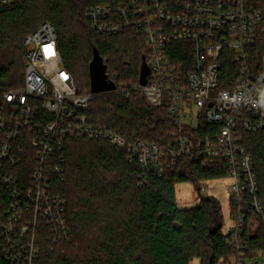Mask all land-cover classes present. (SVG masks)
<instances>
[{
    "label": "built area",
    "instance_id": "2783aa9c",
    "mask_svg": "<svg viewBox=\"0 0 264 264\" xmlns=\"http://www.w3.org/2000/svg\"><path fill=\"white\" fill-rule=\"evenodd\" d=\"M84 19L102 38L129 28L144 37L147 84L115 76L113 92L140 93L151 107L166 106L180 130L162 146L128 143L122 132L92 124L86 111L97 95L78 88L63 64L56 28L43 23L23 43V86H0V262L41 264V245L54 249L72 240L68 202L56 186L65 180V143L78 138L127 147L129 161L142 168L141 185L173 173L193 154L206 166L225 163L235 264H264V254L245 241L248 227L264 223V209L253 158L239 136L264 129V58L260 65L252 59L264 40V0H129L89 9ZM227 63L235 66L234 80L224 75ZM222 77L228 88L218 90ZM202 118L221 129L196 147L183 130L198 131ZM205 183L197 185L204 190Z\"/></svg>",
    "mask_w": 264,
    "mask_h": 264
},
{
    "label": "trees",
    "instance_id": "16d2710c",
    "mask_svg": "<svg viewBox=\"0 0 264 264\" xmlns=\"http://www.w3.org/2000/svg\"><path fill=\"white\" fill-rule=\"evenodd\" d=\"M129 0H13L0 5V86L10 89L24 84V40L43 23L57 31L63 64L81 91H91V64L95 50L101 56L108 81L140 83L147 50L136 29L117 36H98L84 19L94 7L126 4ZM261 64L264 40L252 56ZM227 63L224 75L233 74ZM235 72V73H234ZM218 90L228 88L223 84ZM90 122L123 133L128 143L151 142L168 146L179 132L166 106L151 107L145 96L117 92L93 97L86 111ZM204 118L198 131L184 129L196 147L220 132ZM242 146L253 158L259 184L258 198L264 209V129L240 130ZM1 139V136H0ZM66 174L56 190L67 199L70 242L54 249L42 246L41 264H235L237 254L223 233L222 205L214 197H201L192 209H180L176 185L181 182L213 181L226 177L223 162L205 165L196 154L178 162L173 173L150 176L141 185L142 168L129 161L128 148L107 141L68 139L65 143ZM198 186V185H197ZM200 190V189H199ZM231 206V203H230ZM46 232V230H45ZM250 251L264 254V223L247 228ZM0 264H6L0 262Z\"/></svg>",
    "mask_w": 264,
    "mask_h": 264
},
{
    "label": "rangeland",
    "instance_id": "374dc122",
    "mask_svg": "<svg viewBox=\"0 0 264 264\" xmlns=\"http://www.w3.org/2000/svg\"><path fill=\"white\" fill-rule=\"evenodd\" d=\"M230 182L227 178L206 181L203 185H196L193 182H181L176 185V199L180 209H192L200 204L201 197H214L222 205V213L224 218L223 233L228 235L233 225L231 218L230 197L228 194V186ZM200 189V190H199ZM258 226V225H257Z\"/></svg>",
    "mask_w": 264,
    "mask_h": 264
},
{
    "label": "water",
    "instance_id": "95a60500",
    "mask_svg": "<svg viewBox=\"0 0 264 264\" xmlns=\"http://www.w3.org/2000/svg\"><path fill=\"white\" fill-rule=\"evenodd\" d=\"M106 66L99 55V53L95 50L94 59L91 64V80L92 86L91 91L95 95H100L104 93H109L115 91V84L108 81V77L106 74ZM150 74L149 68L144 62L140 83L145 86L147 84V77Z\"/></svg>",
    "mask_w": 264,
    "mask_h": 264
}]
</instances>
